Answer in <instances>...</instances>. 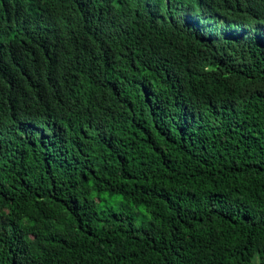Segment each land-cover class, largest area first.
<instances>
[{"label":"trees","instance_id":"obj_1","mask_svg":"<svg viewBox=\"0 0 264 264\" xmlns=\"http://www.w3.org/2000/svg\"><path fill=\"white\" fill-rule=\"evenodd\" d=\"M263 26L264 0H0V264H264Z\"/></svg>","mask_w":264,"mask_h":264},{"label":"rangeland","instance_id":"obj_2","mask_svg":"<svg viewBox=\"0 0 264 264\" xmlns=\"http://www.w3.org/2000/svg\"><path fill=\"white\" fill-rule=\"evenodd\" d=\"M213 24L209 26L210 29L217 26H221V21L216 22L215 18H212ZM250 34L256 36L264 42V26L262 28L254 27L251 29ZM262 36V37H261ZM97 201L99 202L98 207L101 208H108L113 207L119 212H125L128 215H132L135 217V223L137 225L142 224L143 222L147 221L150 218V213L146 210L144 206L141 205H130L127 204L122 196L120 195H110L109 193H94Z\"/></svg>","mask_w":264,"mask_h":264}]
</instances>
